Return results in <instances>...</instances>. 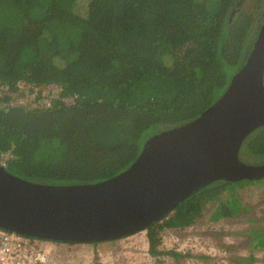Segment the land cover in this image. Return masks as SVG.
Segmentation results:
<instances>
[{
    "label": "trees",
    "instance_id": "1",
    "mask_svg": "<svg viewBox=\"0 0 264 264\" xmlns=\"http://www.w3.org/2000/svg\"><path fill=\"white\" fill-rule=\"evenodd\" d=\"M246 1L0 0L5 169L45 185L124 172L149 138L193 121L224 93L262 22L264 7L260 14ZM22 83L58 91L49 104L39 92L33 107L14 106ZM239 159L264 162V126L244 140ZM261 183L197 191L145 229L148 254L177 258L159 249L161 231L193 225L207 203L212 221L237 217L245 211L237 189ZM249 235L251 250H264V228Z\"/></svg>",
    "mask_w": 264,
    "mask_h": 264
},
{
    "label": "water",
    "instance_id": "2",
    "mask_svg": "<svg viewBox=\"0 0 264 264\" xmlns=\"http://www.w3.org/2000/svg\"><path fill=\"white\" fill-rule=\"evenodd\" d=\"M264 126V12L239 69L220 98L193 121L149 138L134 163L105 181L45 185L0 164V229L59 244L116 241L162 221L210 185L264 178V162L239 159Z\"/></svg>",
    "mask_w": 264,
    "mask_h": 264
},
{
    "label": "rangeland",
    "instance_id": "3",
    "mask_svg": "<svg viewBox=\"0 0 264 264\" xmlns=\"http://www.w3.org/2000/svg\"><path fill=\"white\" fill-rule=\"evenodd\" d=\"M248 0L245 8L258 7L261 14L264 0ZM58 91L55 87H39L20 84L19 91L12 94V105H35L38 93L44 97L40 104H49ZM5 89L1 94H5ZM241 206L245 211L232 218L209 219L212 207H203V216L193 225L183 229L168 228L161 231L164 252L178 257L148 254L146 232L123 237L116 241L96 244H59L47 242L50 248V264H264V250H251L249 233L256 227L264 228V183L251 184L237 189Z\"/></svg>",
    "mask_w": 264,
    "mask_h": 264
},
{
    "label": "built area",
    "instance_id": "4",
    "mask_svg": "<svg viewBox=\"0 0 264 264\" xmlns=\"http://www.w3.org/2000/svg\"><path fill=\"white\" fill-rule=\"evenodd\" d=\"M4 165L7 155H0ZM47 242L0 229V264H50Z\"/></svg>",
    "mask_w": 264,
    "mask_h": 264
}]
</instances>
